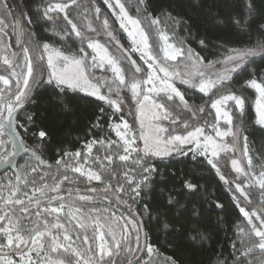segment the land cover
<instances>
[{
    "label": "snow or ice",
    "instance_id": "6c2138e0",
    "mask_svg": "<svg viewBox=\"0 0 264 264\" xmlns=\"http://www.w3.org/2000/svg\"><path fill=\"white\" fill-rule=\"evenodd\" d=\"M209 20L248 39L210 37ZM257 56L264 0H0V264H182L181 248L264 264ZM198 171L229 196L197 209L232 208L228 256L179 198Z\"/></svg>",
    "mask_w": 264,
    "mask_h": 264
},
{
    "label": "trees",
    "instance_id": "16d2710c",
    "mask_svg": "<svg viewBox=\"0 0 264 264\" xmlns=\"http://www.w3.org/2000/svg\"><path fill=\"white\" fill-rule=\"evenodd\" d=\"M243 0H240V3H242ZM230 3L236 4V0H230ZM201 30H206L210 37H222L229 40H237V39H244L247 40L248 37H236L235 35H232L231 33H228L227 30L223 27L217 26V23L214 21L209 20L207 23L202 22L201 23ZM258 37L255 35L252 36V39L255 40ZM252 67L259 68L264 67V58H261L260 56H257L254 58V63L252 64ZM89 113L86 109L80 108L77 113L75 114V120L78 124V128L73 130V135H75L76 131H82L88 121ZM249 116L254 118V113L249 112ZM72 122V119L70 118L68 121L61 120L58 122L54 128V139L51 145V148L49 149V154H52V149L58 146L60 141L70 139L71 137H67L65 133L68 130V127L70 126ZM250 139H254L256 142V145L259 146L261 143H264V130H260L258 127L253 126L250 129ZM172 167L177 170H183L184 166L177 164L176 162H171ZM194 175L198 177V180L194 181L199 184L200 191L192 196H189L187 194L182 195L180 198L181 203L188 204L189 211L188 214L191 215V217L195 219L200 220V224L204 227H206L210 232H212L214 240L217 241L215 244V249L217 251V254L220 253V251L223 250L224 256H228L229 252H231V232L229 231V225L226 223H218V217L225 216L226 219L231 220L234 218L235 213L233 212L232 208L229 207L228 213H221L219 211H212L211 215H205L204 217H198L197 215V209L198 206L203 204L204 201L212 198H219L221 201L225 202L226 204L229 203V196L228 194L223 190V186L219 184L218 181L214 179L213 176H210L205 171H198L195 172ZM177 191H180L179 185L177 184ZM192 227L196 226L195 224L190 225ZM155 243V240H153ZM161 251L165 254H172L175 249L172 247H164L161 244ZM177 255L182 260V264H207L208 261V253H201L198 251H193L192 249H184L181 248L179 252H177Z\"/></svg>",
    "mask_w": 264,
    "mask_h": 264
}]
</instances>
